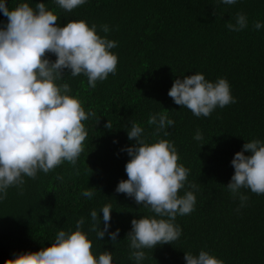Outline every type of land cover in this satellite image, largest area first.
Wrapping results in <instances>:
<instances>
[{
    "label": "trees",
    "instance_id": "1",
    "mask_svg": "<svg viewBox=\"0 0 264 264\" xmlns=\"http://www.w3.org/2000/svg\"><path fill=\"white\" fill-rule=\"evenodd\" d=\"M20 2L6 0V7ZM23 2L34 9L44 3L61 26L70 20L97 25L99 35L117 42L111 51L118 63L116 73L98 80L95 88L83 74L73 77L65 70L61 82L70 85V95L86 112L94 113L83 121L88 133L83 151L75 165L64 161L47 174L39 171L35 179L24 177L22 194L8 188L0 201V264L14 254L50 246L57 231L75 230L80 217L85 218L83 230L94 255L108 250L113 264H135L126 238L130 222L155 213L115 191L118 182L127 179L129 157L121 149L134 143L127 137L134 122L144 128L148 142H154L155 125L148 119L165 110L175 124L167 129L169 136L159 137L174 142L178 163L190 170L179 194L193 191L196 204L190 214L176 217L181 236L143 249V264H185L184 252L198 254L201 249L225 264H264V194L241 189L249 199L239 208V198L225 188L234 174V154L245 142L264 141V27H254L256 21L264 23V0H237L233 5L219 0H87L71 12L55 0ZM238 13L247 16L248 24L234 32L227 23H235ZM6 23L0 13V26ZM102 25L109 27L108 33L100 30ZM197 72L212 82L226 78L236 103L217 107L208 117L176 105L167 95L173 81ZM107 121L111 128H105ZM197 130L203 135L200 141L194 139ZM88 187L94 188L91 199L81 195ZM105 204L112 206L109 231L120 229L115 243L107 234L98 240L90 231V211L99 212Z\"/></svg>",
    "mask_w": 264,
    "mask_h": 264
},
{
    "label": "clouds",
    "instance_id": "2",
    "mask_svg": "<svg viewBox=\"0 0 264 264\" xmlns=\"http://www.w3.org/2000/svg\"><path fill=\"white\" fill-rule=\"evenodd\" d=\"M86 2L55 0L68 12ZM219 2L233 5L237 0ZM0 13L7 18V23L0 26V201H3L10 187L20 189L22 194L24 177L35 179L39 171L47 174L64 161L76 164L88 135L83 121L94 113L86 112L82 102L70 95V85L61 82L65 70L73 77L83 74L88 86L95 88L98 80L116 73L118 57L111 51L117 42L99 35L97 25L70 20L61 26L57 15L44 3H37L34 9L22 0L9 8L6 0H0ZM247 24V16L238 13L235 23L229 22L227 27L239 32ZM254 27L259 30L264 23L256 21ZM100 30L108 33L109 27L102 25ZM46 53L55 55V60H50ZM167 95L197 117H208L217 107L236 103L226 78L212 82L200 72L176 78ZM148 124L155 125L154 142H148L144 128L138 123H132L127 131L128 139L134 140L131 146L121 149L129 157L125 164L127 179L120 180L115 189L155 213L130 222L126 238L132 249L129 258L135 264H143L146 258L143 249L177 240L182 234L181 227L175 223L177 215L190 214L196 204L193 191L179 194L185 188L190 170L178 163L174 142L159 137L160 133L169 136L167 129L175 121L165 110L151 114ZM111 127L107 121L105 128ZM194 139H203L199 130ZM230 163L234 174L225 188L233 198H239V208H242L249 197L241 189L264 194V141L245 142ZM93 189L88 187L81 195L91 199ZM111 212V204H105L99 212L91 210L90 231L95 232L98 240L107 234L115 243L120 229L109 231ZM98 213H102V218ZM84 224L85 218L80 217L75 230L57 231L50 246L14 254L4 264H113L112 251L93 254ZM183 258L185 264H225L223 259L203 249L198 254L184 252Z\"/></svg>",
    "mask_w": 264,
    "mask_h": 264
},
{
    "label": "bare ground",
    "instance_id": "3",
    "mask_svg": "<svg viewBox=\"0 0 264 264\" xmlns=\"http://www.w3.org/2000/svg\"><path fill=\"white\" fill-rule=\"evenodd\" d=\"M201 6V5H200ZM95 168V167H94ZM50 190V189H49ZM125 218V217H124ZM208 242V241H207Z\"/></svg>",
    "mask_w": 264,
    "mask_h": 264
}]
</instances>
